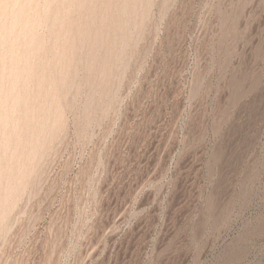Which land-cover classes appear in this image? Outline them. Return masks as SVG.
<instances>
[{"label":"rangeland","instance_id":"374dc122","mask_svg":"<svg viewBox=\"0 0 264 264\" xmlns=\"http://www.w3.org/2000/svg\"><path fill=\"white\" fill-rule=\"evenodd\" d=\"M0 264H264V0H0Z\"/></svg>","mask_w":264,"mask_h":264},{"label":"bare ground","instance_id":"6f19581e","mask_svg":"<svg viewBox=\"0 0 264 264\" xmlns=\"http://www.w3.org/2000/svg\"><path fill=\"white\" fill-rule=\"evenodd\" d=\"M69 2V1H68ZM30 43V42H29ZM47 134V133H46ZM12 172V171H11Z\"/></svg>","mask_w":264,"mask_h":264}]
</instances>
